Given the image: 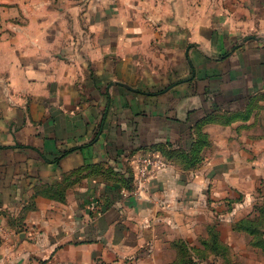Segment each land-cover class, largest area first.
Listing matches in <instances>:
<instances>
[{"label":"crops","instance_id":"1","mask_svg":"<svg viewBox=\"0 0 264 264\" xmlns=\"http://www.w3.org/2000/svg\"><path fill=\"white\" fill-rule=\"evenodd\" d=\"M260 187L264 0H0V264H163Z\"/></svg>","mask_w":264,"mask_h":264},{"label":"rangeland","instance_id":"2","mask_svg":"<svg viewBox=\"0 0 264 264\" xmlns=\"http://www.w3.org/2000/svg\"><path fill=\"white\" fill-rule=\"evenodd\" d=\"M259 194L250 207L243 211V215L232 221L231 230L236 233L233 238L229 237L224 241L221 237V230L217 226L210 229V247L205 246L203 240L197 242H187V246L199 249L201 254H206V258L194 256L189 264H264V189L259 188ZM261 193V194H260ZM209 232V231H208ZM228 231H226L227 233ZM209 238V236L207 235ZM217 239L221 246H217ZM212 241H215L212 245ZM177 248L178 256L182 254ZM219 247V248H218ZM204 251V253L202 251ZM178 256L163 264H175L181 261ZM184 262L182 261L181 264Z\"/></svg>","mask_w":264,"mask_h":264},{"label":"built area","instance_id":"3","mask_svg":"<svg viewBox=\"0 0 264 264\" xmlns=\"http://www.w3.org/2000/svg\"><path fill=\"white\" fill-rule=\"evenodd\" d=\"M169 165V160L160 154H139L135 156L133 158V194L141 197L151 178Z\"/></svg>","mask_w":264,"mask_h":264},{"label":"trees","instance_id":"4","mask_svg":"<svg viewBox=\"0 0 264 264\" xmlns=\"http://www.w3.org/2000/svg\"><path fill=\"white\" fill-rule=\"evenodd\" d=\"M194 163L195 162H188L189 166H192ZM210 239H211L210 237L207 238V239H203V243L206 244L205 246H209L210 247ZM214 242L215 241H212V245H213ZM176 244H177L178 248H180L182 254L184 253V251H185V254L182 256L179 253L178 258L181 261H179V262L177 261V263H175V264H181L182 261L184 262L183 264H189L191 262V260H189V259H193L194 256H198V257H201V258H206V254H201L199 252V249H193L191 247H188L186 241L179 240L178 242H176ZM216 245L217 246H221V244L219 243L218 239H217ZM202 252L204 253V251H202Z\"/></svg>","mask_w":264,"mask_h":264}]
</instances>
